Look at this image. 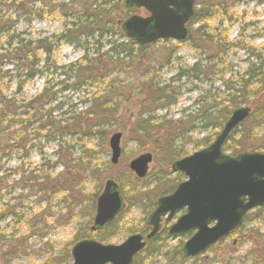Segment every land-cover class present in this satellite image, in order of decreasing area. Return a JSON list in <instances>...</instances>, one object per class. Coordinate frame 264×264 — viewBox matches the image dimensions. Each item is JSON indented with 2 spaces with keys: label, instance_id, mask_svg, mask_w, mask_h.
I'll use <instances>...</instances> for the list:
<instances>
[{
  "label": "trees",
  "instance_id": "16d2710c",
  "mask_svg": "<svg viewBox=\"0 0 264 264\" xmlns=\"http://www.w3.org/2000/svg\"><path fill=\"white\" fill-rule=\"evenodd\" d=\"M38 1L40 0H15L14 3L6 4L0 0V7H14L16 4L14 14L20 17L30 13V7L27 9L28 3L33 6ZM213 1L211 0V3ZM203 2L205 1L197 0V5H201V8L196 9L191 19L188 40L200 31L192 29V26L208 16V11L204 12ZM66 6L69 9L64 16H71L74 21L68 23L69 26L63 32L49 37L25 38L24 33L17 32L15 28L16 17L13 20L12 17H8V21L4 23L0 16V38L8 37L6 45L0 46V191L18 188L27 193H44L50 189L51 175L34 176L33 174L37 171L35 169L31 171L28 178L27 163L24 161L34 150L42 151V144L48 142H56L55 154L58 155L59 162L67 171L76 172L80 176L79 170H89L91 175L99 180V186H101L105 174L101 173L102 169L110 166V162L102 166L94 164L89 169L88 164L95 157L92 154L94 152L92 144L108 150L112 131L117 127L125 129L123 107L135 102L140 108L137 120L130 124L131 130L136 140L143 143L152 141L153 148L157 151L164 141L160 140L162 135L159 129L164 128L163 126L168 123L156 118L151 112L176 105L181 94V85H173L171 82L161 84L157 79L159 70L172 62L173 53L169 52L167 55L158 53L152 49L155 47V42L150 45L139 44L129 39L123 32L121 22L134 12V9L126 6L123 0H70ZM205 35L209 33L200 32L198 37L206 43L209 42L210 46L219 47L221 52L235 47L226 34L218 32L216 35H210L211 37H205ZM61 41L82 47L83 56L65 65L58 64L54 51ZM209 60L215 61V55H212ZM6 64L11 65L12 69H5ZM263 64L264 61L251 64L236 78L229 79L231 84H226L229 92L224 97H203L205 102L210 99L209 103L202 112L197 113L195 119L198 116L204 118V128L210 126L214 129L222 128L234 108L243 103L251 107L249 118L233 130L224 144V152L232 155L242 151L264 152ZM204 72L201 63L196 62L191 67L180 71L177 74L178 77L171 78L170 81L179 82L189 74L197 80L198 74ZM38 75H42L45 79L43 90L21 103L17 102V93ZM122 75L125 76L121 77ZM7 77H9L8 81L5 80ZM14 80L17 90L9 94L6 91ZM136 89L139 91L135 94ZM68 91L83 93L84 99L76 103L68 96L59 99V93ZM145 114H147L146 117ZM189 120L192 122L194 117H190ZM177 127L183 131L186 129L181 125ZM218 133L215 132L214 136L216 137ZM70 135L75 137L77 146H80L81 152L78 158H74V147L67 140ZM213 140L212 137H205L201 146L206 147ZM166 142L167 148L171 149V141L166 140ZM171 152L173 157L174 153L178 154L177 159L186 156V154H179L180 151L173 148ZM155 155H157L156 152ZM16 157L21 159L20 163L10 167L9 162ZM182 176V173H177L174 179L169 180H166L165 176H156L155 189L162 190L161 195L169 194L182 181ZM42 181L46 184L42 185ZM138 181L136 183L142 185L143 182ZM129 182L133 184L132 180ZM150 192H152L151 189L143 193V197L151 200L145 207L147 215L156 206V201H153L150 196L154 198L157 193ZM98 195L89 194L94 213ZM131 206L129 201L128 208ZM263 209L264 206L254 209L252 213L248 212L242 225L236 228L230 237L236 234L238 239L255 241L254 238L257 237L259 230L248 229L246 225L252 214L260 215ZM126 211L128 210L123 211L104 230H92L90 226V232L82 237L80 231L76 232L75 242L84 238H96L99 232L104 234L101 236L102 239L112 236L117 231L116 226ZM9 214L17 215L18 213L12 211ZM146 220L143 218L145 224L140 228H135L133 225L129 229L130 234H146L148 232ZM249 236H252L251 239H248ZM160 237L161 232L148 242L144 253L141 252L135 256L132 264H145L147 255L156 254L159 248L155 244L161 239ZM226 239H222L219 243L222 244L221 242ZM183 243L180 239L173 250L165 252L166 264H176L187 258L182 251ZM71 245L56 254L59 256L57 260H52L62 264L72 257Z\"/></svg>",
  "mask_w": 264,
  "mask_h": 264
},
{
  "label": "rangeland",
  "instance_id": "374dc122",
  "mask_svg": "<svg viewBox=\"0 0 264 264\" xmlns=\"http://www.w3.org/2000/svg\"><path fill=\"white\" fill-rule=\"evenodd\" d=\"M14 1L2 0L6 4L14 3ZM69 1L40 0L33 6L28 3L27 9L30 7V13L20 17H16L14 14L16 4L14 7L7 6L8 8H6L4 6L0 7V16L4 23L8 21V17H12V20L16 17L15 28L17 32L24 33L25 38L49 37L63 32L69 26L68 23L74 21L73 17L64 16L69 9L66 6ZM204 1V12L208 11V16L192 26V29L200 30L199 33H195L194 37L185 41L161 39L156 41L155 47L152 48L164 55L169 52L173 53L172 62L163 66L158 72L159 82L161 84L171 82L173 85L182 86L176 105L151 112L156 118L168 123L163 126L164 128L159 129L162 135L160 140H164L159 145L160 148L156 151L152 141L143 143V141L135 139L130 127V124L137 120L140 111L135 102L123 107L125 129L117 127L112 131V133L118 130L123 131L122 153L116 165L111 162L109 143L108 150L92 144L94 148L92 154L95 157L88 164V168L94 164L102 166V164L110 162V166L102 169L101 173L105 174L101 186H99V180L92 176L89 170L80 171L78 169L80 176L76 172L67 171L59 162L58 155L55 154L56 142L42 144V151L34 150L30 157L24 161L27 163L28 178L31 171L35 169L37 171L33 174L34 176L51 175L52 186L50 189L47 192L43 190L44 193H27V191L22 192L18 188L0 191V264H57L52 259L57 260L59 256L56 254L70 246L71 243L73 245L76 241V232L80 231L81 237L90 232L94 209L92 211L89 194H100L108 178L120 182L124 200L127 203L130 201L132 206L127 207L128 211L123 214L116 226L117 231L112 236L102 239L101 236L104 234L99 232L96 238H91L99 241L101 239L104 244H121L131 235L129 229L133 225L135 228H140L145 224L143 221V218L147 217L145 207L150 204L151 200L143 197V193L150 189L152 190L150 193H157L154 198L150 196L153 201H156L157 197L161 195L162 190L155 189L157 186L156 176H165V179L169 180L174 179L177 175L171 171L170 166L172 161L178 158V154L174 153L173 157L171 149L180 151L179 154L190 155L203 148L201 145L205 137L214 139V133L219 132L221 128L214 129L212 126L204 128V118L198 116L195 119V116L198 112H202L209 103L210 99L205 102L203 97H224L229 92L226 87V84H231L229 79L236 78L249 65L264 61V0H214L213 3L211 0ZM200 8L201 5H197L196 9ZM140 13L144 14V12ZM200 32L209 33L205 37L216 35L218 32L226 34L235 47L221 52L219 47L210 46L209 42L206 43L201 37H198ZM7 40L8 37L2 36L0 46H5ZM216 51L217 53H215ZM83 54L82 47L64 41L59 42L54 51L60 65L74 62L80 59ZM212 55H215L213 62L209 60ZM196 62H200L205 71L198 74L197 80L193 78L192 74H189L179 82L170 81L171 78L178 77L177 74L180 71L191 67ZM5 69H12V66L6 64ZM8 79L9 77L5 78L6 81ZM9 85L6 92L15 93L17 90L15 80ZM44 85V77L36 76L33 81L25 85L22 91L17 93V102L21 103V101L39 94ZM138 91L136 89L134 93L136 94ZM65 96L74 100V103L84 99V94L77 91L58 94L59 99ZM243 105L248 104L243 103L240 106ZM58 112L61 111L58 110ZM146 116L147 114H145ZM190 117H194L192 122L189 120ZM180 125L186 129L184 131L179 129L177 126ZM67 140L74 147V158H78L81 151H79L80 146H77L75 137L70 135ZM166 140L171 141V149L167 148ZM144 152H151L153 161L149 164L148 174L144 178L138 179L135 173L130 170L129 162ZM20 161L21 159L16 157L9 162V166L14 167ZM134 179L142 181V185H139V181V184L136 183ZM184 179L185 177L182 176V180ZM131 180L132 185L129 182ZM43 184L46 183L42 181ZM12 211L18 214H9ZM253 211L255 210H251L249 213ZM183 212L184 210L176 213L171 221L163 222L161 239L155 244L159 250H156L158 251L156 254L147 255L145 264H166L165 252L173 250L180 239L183 242L187 240L188 235L186 234H184L185 237L184 235L178 237L166 235L168 232L166 228ZM246 228L259 230L257 237L254 238L255 241L238 239L235 234L221 242L222 244L218 242L196 256L187 257L183 262H176V264H264V209L260 215H251ZM250 237L252 236H249L248 239H251ZM233 240H235L234 244H232ZM69 263H71V257L62 264Z\"/></svg>",
  "mask_w": 264,
  "mask_h": 264
},
{
  "label": "water",
  "instance_id": "95a60500",
  "mask_svg": "<svg viewBox=\"0 0 264 264\" xmlns=\"http://www.w3.org/2000/svg\"><path fill=\"white\" fill-rule=\"evenodd\" d=\"M128 7L144 8L146 16L134 13L121 27L129 39L147 45L160 39L185 40L187 24L195 13L196 0H124ZM264 75V65H263ZM250 106L235 108L224 126L208 146L172 162V172H181L185 179L176 189L157 199L146 224L150 232L130 235L121 244H104L87 238L71 249L69 264H132L136 254L159 233L162 221H170L181 210L185 212L170 226L175 237L194 230L183 245L186 256L192 257L229 236L242 225L247 213L264 206V152L243 151L231 155L223 146L233 130L249 118ZM121 131L110 139L111 162L117 164L121 153ZM153 160L144 152L129 162L138 178H144ZM119 183L108 178L97 197L92 230L104 229L126 208Z\"/></svg>",
  "mask_w": 264,
  "mask_h": 264
},
{
  "label": "flooded vegetation",
  "instance_id": "af4514ba",
  "mask_svg": "<svg viewBox=\"0 0 264 264\" xmlns=\"http://www.w3.org/2000/svg\"><path fill=\"white\" fill-rule=\"evenodd\" d=\"M140 10H141V12H144L145 14L147 13L146 11H145V9H143V8H140V9H137V11L138 12H140ZM163 222H166V220H163L162 221V228L164 227V223ZM170 226V225H169ZM169 226H168V228H169ZM162 228H161V230H162ZM168 231V233H169V230H167ZM192 233V232H191Z\"/></svg>",
  "mask_w": 264,
  "mask_h": 264
}]
</instances>
